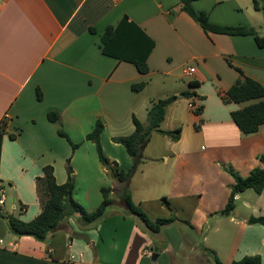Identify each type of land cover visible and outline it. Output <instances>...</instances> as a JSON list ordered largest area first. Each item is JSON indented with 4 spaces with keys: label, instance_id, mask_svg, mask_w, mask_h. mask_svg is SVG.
Masks as SVG:
<instances>
[{
    "label": "crops",
    "instance_id": "crops-1",
    "mask_svg": "<svg viewBox=\"0 0 264 264\" xmlns=\"http://www.w3.org/2000/svg\"><path fill=\"white\" fill-rule=\"evenodd\" d=\"M194 7L206 12L212 24L253 29L264 38V0H198ZM124 17L155 43L147 74L101 51L106 28L116 27ZM190 68L196 69L193 75L187 73ZM239 70L264 85V46L254 35L205 33L182 11L179 0H0V182L8 187L2 196L6 199L9 193L21 207L31 205L32 212L24 214V207L19 217L34 219L42 211L36 178L45 166L54 168L58 184L73 173L74 199L90 209L101 204L102 188L119 196L105 221L82 230L69 219L46 241L16 237L0 218V264H216L205 249L223 264L255 255L264 264V225L250 222L264 217V191L244 202L250 212L238 222L241 230L215 228L195 235L166 228L151 235L133 217L124 216L122 184L110 181L95 145L86 140L100 119L105 155L129 170L134 160L113 138L132 134L134 117L147 125L153 100L177 96L167 107L161 129L181 128L180 139L174 142L154 132L128 187L134 203L140 194L136 202L151 219L171 217L162 203L166 198L178 218L210 224L206 197L217 179L205 176L207 164L221 167L222 158L228 157L249 175L261 166L258 156L264 154V125L245 134L232 118L253 101L225 104L221 99L244 77ZM170 82L174 86L169 92ZM140 83L144 88L135 92L132 86ZM186 92L203 107L199 116L192 112ZM50 112L60 114L77 149L58 135L57 125L48 120ZM136 178L143 191L132 187ZM115 204L119 209H112Z\"/></svg>",
    "mask_w": 264,
    "mask_h": 264
},
{
    "label": "trees",
    "instance_id": "trees-1",
    "mask_svg": "<svg viewBox=\"0 0 264 264\" xmlns=\"http://www.w3.org/2000/svg\"><path fill=\"white\" fill-rule=\"evenodd\" d=\"M179 1L182 11L196 21L205 33L242 36L254 35L259 46H264V38H259L253 29L212 24L206 12H198L195 9L194 2L198 0ZM90 31L92 33L96 32L93 28ZM154 46V41L148 38L136 24L128 21L127 17H124L116 27L108 26L106 28L100 45L104 55L134 64L141 74H147L149 72L147 60ZM239 72L244 76L242 71L239 70ZM144 86L145 83L135 84L132 86V89L135 92H139ZM184 96L191 100L190 107L192 112L199 116L203 111V107L198 104L195 95L191 92H186ZM37 98L38 100H42V93L39 89L37 90ZM177 98V96H169L164 99L153 100L152 107L148 113L147 125L134 117V132L128 136L113 138V141L123 145L128 154L133 158L134 165L129 170L120 169L117 163H112L105 155L101 141L104 123L100 119L96 121L92 132L86 136V140L95 145L99 160L108 171L109 176L122 184L121 198L125 206L124 216L138 218L142 222L140 224L142 229L151 235L160 234L165 227L176 223L178 217L174 214L170 218L151 219L134 203L128 184L138 167L144 162L143 151L150 142L154 132L167 136L174 142L180 139L181 128L171 131L161 129L166 118L167 107L175 102ZM221 99L225 104H240L253 101L246 107L232 113L234 123L243 133H255L264 125V85L260 82L244 76L238 79L228 91L223 93ZM47 116L51 123L57 125L58 135L65 138L74 150L77 149L79 144L73 143L63 129L60 114L58 112H50ZM9 137L12 140L16 139V135L14 134H10ZM2 141L3 132L0 131V158ZM258 159L261 166L252 169L247 177H242L234 172L233 169H230L235 183L231 188L230 197L225 208L220 212L221 215L230 216L234 212L236 209V197L239 194L244 193L248 189H253L257 194H261L264 191V154L259 155ZM223 166L225 168V164ZM75 189L76 182L73 173H69L66 183L58 184L54 174V168L52 166H45L43 168V175L36 178L37 196L42 206L41 213L31 221H24L14 214H4L0 208V218L6 222L12 235L16 237L30 236L38 241H46L69 219H74L82 230H87L106 218L107 211L114 202L113 190L110 188H102L101 204L96 209L88 211L74 199ZM3 190L4 186L0 182V199ZM162 203L168 210H173L166 198L162 199ZM250 222L264 225V217H253ZM76 236L88 240L84 234H78ZM202 249H204L203 246ZM205 252L212 256L216 264H223L215 252L208 249H205ZM231 264H262V258L260 255L245 256Z\"/></svg>",
    "mask_w": 264,
    "mask_h": 264
},
{
    "label": "rangeland",
    "instance_id": "rangeland-1",
    "mask_svg": "<svg viewBox=\"0 0 264 264\" xmlns=\"http://www.w3.org/2000/svg\"><path fill=\"white\" fill-rule=\"evenodd\" d=\"M159 77L155 78V81H159ZM187 83V81H186ZM174 86L173 83L170 82L169 85L166 86V90H168L170 92L171 88ZM170 94V93H169ZM155 141H153V144L151 145L153 147ZM150 146V150L152 149V147ZM222 162L223 164H225V168L223 165H221V167H215L212 164H207V169H205L203 172L205 174V176L210 179L211 177L216 178L217 179V183L209 186V190H208V196L206 197V203L210 201L211 204V212L208 215V221L210 222V224H202L200 225V223L198 222H189V221H185L182 220L180 218H178V221L176 223H174L173 225H169L167 227H165L164 229L168 228V229H173V230H178L180 231H193L195 233V235L198 234V232H201L200 234H202V232H204V230H209V229H215V228H221V229H239L241 230V225L238 224V222L240 220H242V218H244L249 212L250 209L246 208L245 206V201L247 200H251L253 198L256 197V193L253 189H249L247 190L245 193L241 194L240 198L237 199L236 201V209L234 210V212L230 215V216H223L220 214V212L225 208L229 197H230V193H231V188L235 183V180L230 172V169H233L234 172H236L237 174H239L242 177H247L248 173L244 170V169H240L239 165L241 166V164L239 165H235L232 161H230V159L228 157L222 158ZM70 169V168H69ZM114 178L110 177V181H113ZM138 178H136V180L133 181L132 183V187L136 190V191H143L141 188H139L138 186ZM203 183V181H202ZM222 183H224V185H222ZM218 184V185H217ZM116 185V183H115ZM217 185V187H216ZM88 186L91 187V184ZM96 184L92 186V188L90 189V192L93 195V192L95 190ZM117 188H119V186L116 185ZM5 189H8L7 185H4ZM107 188V187H105ZM83 193L85 191V184L83 187ZM120 191V190H119ZM82 193V192H81ZM4 195V192H3ZM91 195V196H92ZM5 197V196H4ZM253 197V198H252ZM13 196L11 197V195L8 193V197L5 199L6 200V205L3 207V210H8V212L13 213L16 216H19V214L21 213V204L19 202H13L12 200ZM114 200L118 201L119 200V196L118 195H114L113 196ZM140 198V194L136 193L135 195V204L144 212V210L139 206L138 202H136V200H138ZM80 204V203H79ZM84 204V208L88 211H92L94 209H90V207H88L89 205H87V203H83ZM26 208V212L24 214H27L29 212V214L32 212V206L31 205H23ZM165 207V206H164ZM166 208V207H165ZM113 210L115 209H119V204H115L112 208ZM172 211L168 210L166 208V210H168V212L170 213V216L177 215V211L172 207ZM178 217V215H177ZM164 218V217H162ZM136 220V222L142 224V222L138 219V218H133ZM105 221V219L103 220ZM101 221V222H103ZM100 222V223H101ZM211 226V227H210ZM196 240V239H195ZM121 241H118V244ZM205 264V263H202Z\"/></svg>",
    "mask_w": 264,
    "mask_h": 264
},
{
    "label": "built area",
    "instance_id": "built-area-1",
    "mask_svg": "<svg viewBox=\"0 0 264 264\" xmlns=\"http://www.w3.org/2000/svg\"><path fill=\"white\" fill-rule=\"evenodd\" d=\"M195 72H196V69H195V68H190V69H188V71H187L188 75H193ZM4 201H5V199H4V197L2 196L1 199H0V208H3V206H4Z\"/></svg>",
    "mask_w": 264,
    "mask_h": 264
},
{
    "label": "water",
    "instance_id": "water-1",
    "mask_svg": "<svg viewBox=\"0 0 264 264\" xmlns=\"http://www.w3.org/2000/svg\"><path fill=\"white\" fill-rule=\"evenodd\" d=\"M157 257H158V255H156V254L153 256V258H157Z\"/></svg>",
    "mask_w": 264,
    "mask_h": 264
}]
</instances>
